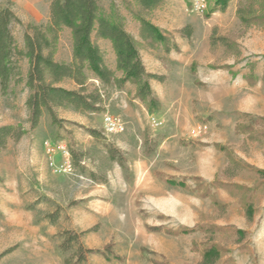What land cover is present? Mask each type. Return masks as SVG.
<instances>
[{
    "label": "rangeland",
    "instance_id": "rangeland-1",
    "mask_svg": "<svg viewBox=\"0 0 264 264\" xmlns=\"http://www.w3.org/2000/svg\"><path fill=\"white\" fill-rule=\"evenodd\" d=\"M9 1L21 21V24H12L15 40L21 45L24 24L46 23L49 1ZM98 1L107 7L110 0ZM213 1H207L202 17L184 10L188 0H181L180 4L174 0H163L145 14L152 24L164 31L166 38V44L157 42L150 46L142 42L139 48L145 69L162 75L161 80H149L161 105L152 113L135 96L133 84L126 83L124 88H105L95 76L90 75L88 85L97 86L104 93L102 111L82 112L58 107V120L55 123L43 111L38 126L31 130L27 120L28 107L25 105L29 90L24 87L28 60L20 59L19 70L23 80L16 81L15 77L6 87L0 84V125L20 124L26 130L23 136L9 138L0 147V254L9 250L1 254L0 264H66L65 259L76 263L74 251L77 244L70 250H64L60 247L61 232H80L92 226L96 229L82 234L80 243L84 248L100 250L109 245L113 254L109 252L108 258L96 252L86 253L85 261L78 264H198L201 243H210L211 240L221 245L223 250L214 264H264V116L238 117L241 120L236 122L233 131L228 129L232 124H227L228 120L238 118L222 119L218 116L220 125H216L215 129L227 133L231 131L230 139L223 143L198 140L191 143V150L179 144L171 146L174 147L169 155L171 158L150 162L163 136L175 132L176 128L173 130L172 125L178 116L172 112V101L168 95L176 87V81L185 87L190 83L186 69L194 51L199 50L196 61L201 63H206L208 53L219 55L215 63L232 56L233 64L209 65L212 69H223L232 74L230 68L242 61L244 54L260 50L264 42V39L253 35V31L264 29V25L241 24L236 14L239 0H235L233 16L225 14L218 21V24H223L226 19L231 22L230 25H213L208 37V48L202 47L201 21L214 12H225L234 0L229 1L225 10L211 12ZM6 2L8 0H0V5ZM117 2L120 3V0ZM256 8L257 13L263 14L264 0L261 7L257 5ZM119 10L124 16L127 31L141 42L137 32L138 21L121 3ZM187 24L192 26L188 39L178 31ZM212 35L213 38L222 36L226 41L215 40L211 43ZM57 44L54 59L70 61L69 29L63 28ZM179 44H182V49ZM99 45L110 67L115 56H112L111 51L107 52L104 45ZM166 45L169 50H165ZM169 52H174L173 57L177 59L170 60L166 56ZM260 60H263L260 79L264 87V54ZM191 65L196 71L198 64L192 60ZM116 72L121 74L120 71ZM209 83L204 86L205 89L212 85ZM59 84L67 89L76 88L72 79H65ZM226 106L229 104L226 103ZM103 111L119 116L125 122L124 129L118 133H105ZM153 119H159L162 125H151ZM182 120L189 124V118ZM195 122L202 121L196 119ZM87 127L95 129L99 133L98 137L89 134ZM193 129L190 134H198ZM187 130H184L186 134L182 137L188 136ZM234 133L240 135L238 140ZM214 135L218 138V135ZM212 137L208 136L207 140ZM157 138L154 151L146 154L152 139ZM45 140L50 141L55 150L58 144H64L69 154L65 155L59 149L48 153L44 146ZM107 145L120 152L124 166L110 158ZM201 147H214L213 150L222 155V160L211 152L202 151ZM72 151L77 155L76 163L72 162ZM211 157L220 163V167L215 169L214 179L205 183L201 175L211 170L212 166L207 160ZM60 166L63 167L60 169ZM154 172L162 173V176ZM174 173L180 177L179 180L169 175ZM164 185L186 191L185 196L179 194V200L173 206L166 207L165 214L150 210L145 200L148 190L161 189ZM216 189L226 191L235 203L229 205L226 201L222 202ZM166 194L170 196L172 193ZM195 194L203 199V203L198 201ZM57 212L58 219L50 223L46 216ZM151 218L163 221L166 225L149 226L147 221ZM143 222L147 232H163L171 236L163 242L166 255L158 252L155 248L159 247L154 243L145 242L146 239L139 235L138 229ZM196 224H214L223 227V230L211 236L200 230L181 231ZM153 226L161 229L153 230ZM167 229L178 233H167ZM238 229L243 232L236 233ZM181 235L187 237H179Z\"/></svg>",
    "mask_w": 264,
    "mask_h": 264
},
{
    "label": "trees",
    "instance_id": "trees-1",
    "mask_svg": "<svg viewBox=\"0 0 264 264\" xmlns=\"http://www.w3.org/2000/svg\"><path fill=\"white\" fill-rule=\"evenodd\" d=\"M48 19L46 23H27L23 26L21 45H18L12 30L13 23L21 24L20 19L15 15L8 0L5 5H0V84L6 87L13 79L23 80L20 75V59L28 60V69L25 73L24 87L29 90L25 100L28 107L27 120L29 128L35 129L43 111L49 115L55 123L58 119L57 108H74L82 112H100L103 109V94L97 86L90 87L88 79L90 75L95 76L102 87L124 88L126 83L133 84L135 96L146 104L149 111L155 112L161 105L157 96L150 87L149 80H161L162 75L150 72L145 69L139 48L142 42L150 46L157 42L166 44L164 31L151 23L145 14L155 8L163 0H120L124 8L131 12L138 21L137 40L132 33H129L124 26V16L120 12L118 0H110L107 7H104L98 0H48ZM208 0H206L207 2ZM230 0H214L210 8L212 11L225 10ZM263 0H239L236 6V14L241 24L249 26L254 23L264 25V13H257L256 6L261 7ZM205 12V11H204ZM203 12V13H204ZM207 14V11H206ZM63 28L70 30L71 57L70 61L54 59L57 50V40ZM179 33L184 38H189L192 33V26L185 25L180 28ZM106 39L111 42L115 56V69L108 67L104 58V52L98 40ZM225 42L222 36L213 38ZM232 44V43H231ZM165 50H169L168 45ZM116 71H120L118 75ZM264 80V73L262 76ZM65 79H72L76 88L67 89L59 83ZM86 131L97 138L99 133L87 127ZM26 130L20 124L0 125V147H3L9 138L18 139L23 136ZM158 143L152 139L146 154L154 151ZM110 158L115 159L124 166L123 157L116 148L107 145ZM72 162L76 163L77 155L74 151L71 154ZM57 213H50L46 216L50 223L58 219ZM96 229L95 226L80 232H61L62 241L60 247L70 250L77 244L74 251L76 263H70L65 259L66 264H78L84 262L86 253L96 252L102 255L112 253L109 245L104 249L84 248L80 243V236ZM153 230H160L159 226L151 227ZM203 231L206 235L214 234L223 230V227L196 224L190 228H183L182 232ZM167 233L177 234L167 229ZM243 230H236L241 234ZM201 259L198 264H214L222 246L216 242L201 243ZM9 250H5L7 252ZM1 252V254L5 253ZM0 254V256H1ZM113 254V253H112ZM119 259L117 255H113Z\"/></svg>",
    "mask_w": 264,
    "mask_h": 264
},
{
    "label": "crops",
    "instance_id": "crops-1",
    "mask_svg": "<svg viewBox=\"0 0 264 264\" xmlns=\"http://www.w3.org/2000/svg\"><path fill=\"white\" fill-rule=\"evenodd\" d=\"M176 3H181V0H174ZM234 1L230 2V4L227 6V10L225 12H214L209 18L205 19L204 21H201L202 23V32H203V45L205 49L208 48L209 45V33L211 31V27L215 24L222 26L228 23L230 25L231 22H228V20L224 19L223 24H218L219 19L223 15L227 16H233L234 14ZM184 10H186L188 13H194L195 15H200L202 17V14L198 12L197 10H194L190 8L189 0H188V6H184ZM138 32V31H137ZM253 35L257 36V38L264 39V29L253 31ZM98 43H101V45L105 46V50L111 51L112 56L114 57V53L111 47V42H109L106 39H100ZM196 43V42H194ZM261 49L254 51L252 50L250 54L247 53L242 56V61L237 62L235 65H233L230 69L232 70V74L229 71H225L223 69H212L210 66L212 65H221L223 63L233 64V57L228 56L226 59L224 58L219 63H215L216 59H218L219 55L209 54L207 57L206 63H201L197 60L196 54L198 51H194L193 57H191V60L187 66L188 75L190 78V83L187 84L185 87L182 83L179 81H176L174 83L173 89L169 91L168 95L170 97L171 106H172V112L174 115H177L178 117L175 118V121L172 125L173 130L175 129L174 134H165L161 141H159L157 145V149L154 153H152L150 162H162L164 159L171 158L169 155L172 153L171 146H184L187 147L189 150H191L193 147L191 146V143H194L195 141H219V142H225L226 140L231 138L230 132L233 131L234 125H236V122L238 123L239 120H241L242 116L246 117H253V115L257 116H264V87L263 83L260 79V76L262 74V64L263 60L262 55L264 54V42L260 45ZM179 47L182 49V44H179ZM110 54V52H109ZM164 54V53H163ZM175 53L169 52L166 56L170 58V60H176L177 58L173 57ZM254 54V55H253ZM144 59L142 58V61ZM194 60L198 65L196 66V71L193 70V65L190 66V63ZM256 60V61H255ZM257 60H260L259 62ZM112 65L110 68L115 69V57L112 58ZM247 63V64H244ZM144 64V63H143ZM194 64V62H193ZM239 64V65H238ZM244 64V65H243ZM240 65V68H238ZM147 70V69H146ZM161 74V73H158ZM230 81V82H229ZM212 84L209 86L208 89H205L204 86H207V83ZM167 96V97H168ZM238 101V102H237ZM228 103L229 106L225 107V104ZM215 114V115H213ZM180 115V117H179ZM214 117H213V116ZM187 116V117H186ZM226 118L231 117L233 119H237L234 121L228 120L230 125L231 131L227 133L226 131H219L216 130V125H220L218 123L217 117ZM184 118H189V124L184 123ZM196 119H200L202 122H195ZM158 122L159 119H157ZM161 123V122H160ZM198 124H206V131L200 132L198 134H190V130L193 129ZM162 125V124H160ZM159 125V126H160ZM188 129V130H187ZM188 131V136L186 138L182 137L185 135V131ZM235 132V131H234ZM218 135V138H215V135ZM235 134V133H234ZM233 134V135H234ZM208 136H214L211 139H208ZM236 140H238V135H234ZM197 146V145H195ZM176 148V147H175ZM212 148H205L201 147L200 149L203 151L205 150L206 153L211 152L213 156H217L218 159L222 160V155L219 152H216V150H213ZM215 151V152H214ZM208 164H210L211 170L207 172V174H202L201 176L204 177L205 183H209L212 179H214V172L217 167H220V163L216 162L214 157L207 158ZM224 161V160H223ZM159 171V170H156ZM163 171V170H162ZM156 175L162 176V173H156ZM171 176H174L175 180H179L180 177L174 173L169 174ZM164 177V176H163ZM238 180V179H237ZM189 182V181H188ZM238 182H240L238 180ZM217 190L218 198L222 202H227L229 205L232 203H235L234 198H232L226 191H222L220 189ZM166 191V192H165ZM172 193L170 196L165 193ZM186 191L181 190L176 187H172L169 185H164L161 189L152 188L151 190L147 191V198L145 199L147 202V207L150 210L157 211L159 213L165 214L167 211L165 210L168 205H174L175 201L179 200V194H182V196H185ZM165 196H164V195ZM195 197L196 196L195 194ZM198 201L203 203V199L198 197ZM168 208V207H167ZM148 225H166L163 221H160L158 219L151 218L150 221H147ZM139 235L143 236L144 239H146L145 242H148L149 244L154 243L157 247L155 248L158 250V252L163 253L166 255V251L163 248V242H165L168 237L171 238L169 235H165L163 232H147L146 230V224L143 222L142 225L138 229ZM179 237H187V235H181ZM184 253V251H181V253ZM179 254V253H178ZM190 254V252H189Z\"/></svg>",
    "mask_w": 264,
    "mask_h": 264
},
{
    "label": "built area",
    "instance_id": "built-area-1",
    "mask_svg": "<svg viewBox=\"0 0 264 264\" xmlns=\"http://www.w3.org/2000/svg\"><path fill=\"white\" fill-rule=\"evenodd\" d=\"M190 8L197 10L200 13L204 12V9L206 8L207 2L206 0H189ZM102 118H103V125H104V132L107 134H113L118 133V131H122L124 129L125 122L119 118V116H114L110 114L108 111L102 112ZM161 123L156 121L155 119L152 120L151 125L159 126ZM193 131L200 133L203 131H206V124H198ZM45 150H47L48 153L52 154L56 150H60L63 154L68 155V149H66V146L64 144H58V147L55 150V147L51 144L50 141L45 140L44 142ZM63 166H60V169Z\"/></svg>",
    "mask_w": 264,
    "mask_h": 264
}]
</instances>
